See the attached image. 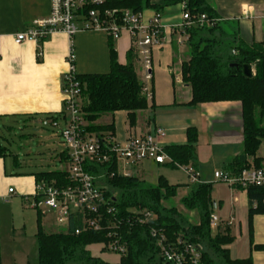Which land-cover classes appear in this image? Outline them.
<instances>
[{
  "label": "trees",
  "instance_id": "1",
  "mask_svg": "<svg viewBox=\"0 0 264 264\" xmlns=\"http://www.w3.org/2000/svg\"><path fill=\"white\" fill-rule=\"evenodd\" d=\"M187 5L190 16L198 18L204 15L207 23L186 28L189 60L181 66L182 82L192 88V98L188 105L215 103H239L243 118V152L223 168V172L238 177L242 171L251 167L259 169L264 163L257 157L264 143V42L247 43L241 40L235 30L220 18L213 0H109L100 10H126L135 13L153 10L157 13L166 8ZM95 8V9H97ZM94 9V7H93ZM110 72L100 75H78L74 77L80 83L84 131L100 134L102 137L115 138L114 124L103 125L97 122L103 115L116 112L127 113L129 126L137 124V114L154 108L153 89L151 98L144 93V84L135 73L137 57L130 48L122 65L114 41L110 39ZM234 51V54L232 53ZM251 65L255 75L247 79L242 71L243 65ZM60 115H47V121H56ZM35 115L23 118L30 122ZM21 119V117H19ZM7 131L12 128L7 127ZM187 143L164 148L169 160L187 170L189 167L198 172L197 143L199 132L195 127H188ZM9 154L8 147L0 140V159ZM59 162L68 164L69 155L65 150L59 153ZM13 165H18L14 157ZM115 161L107 163L88 162L85 170L98 179L110 205L116 213L107 216L99 231H87L75 234L81 222L71 224L66 232L46 233L42 228V213L37 216L38 264H114L103 262L96 257L80 256L86 247L93 244L106 246L118 241L127 247L126 254H121L116 264H172L165 260L163 246L185 251L194 246L199 252L196 264H254L252 258L232 259L227 248L234 241L230 229L224 227L213 235L210 223L213 216V187L208 183L192 184L187 197L181 199L186 211L199 216L198 223H191L179 214L177 208H167L164 201L176 198L180 185H171L161 176L156 185L140 180L136 176H122ZM36 185L42 182L56 184L58 187L69 184L65 170L33 173ZM238 189H241L237 187ZM242 190V189H241ZM118 192L116 196L114 192ZM249 200V226L256 215L264 214V187L250 186L247 189ZM38 201L37 196L33 197ZM151 212L155 219L148 223L141 222L143 212ZM108 219L116 224H109ZM161 235L165 240L161 242ZM105 248V247H104ZM259 251L263 246H255ZM105 251L108 248L104 249ZM214 255V256H213ZM214 258H213V257ZM217 259V260H216Z\"/></svg>",
  "mask_w": 264,
  "mask_h": 264
},
{
  "label": "crops",
  "instance_id": "2",
  "mask_svg": "<svg viewBox=\"0 0 264 264\" xmlns=\"http://www.w3.org/2000/svg\"><path fill=\"white\" fill-rule=\"evenodd\" d=\"M161 1L152 0L153 3ZM213 5L220 18L228 22V27L234 29L241 40L251 44L264 42V0H213ZM51 10V0H0V125L32 115L36 117L31 121L47 123V115L62 114L63 75L68 71L66 60L72 50L78 75L110 72V39L100 31L79 33L72 38L55 33L40 44L33 41L20 45L15 43L16 34L27 31L36 20L49 17ZM180 13L179 5L166 8L159 14L165 25L170 26L180 22ZM154 14L153 10L143 11L146 18ZM166 31L164 46L153 50V79L147 85L153 89L155 107L138 113L134 127L129 126L125 112L108 115L103 125L114 124L115 138L119 141H124L130 135H145L161 127L167 132L161 140L163 147L185 145L187 128L195 127L200 132L197 143L199 181L213 185L215 173L223 171L244 150L242 107L234 102L188 105L192 88L182 82L181 73L182 64L189 60L187 37L179 31ZM114 47L118 61L126 65V56L131 47L130 36L127 34L114 41ZM139 72L143 75L142 62L138 66L135 63V73L143 83V76H139ZM205 134L209 138L207 146L201 144ZM163 168L175 170L178 166L169 162L159 166L146 161L135 166L132 175L152 185H156L161 176L171 185H179L169 181ZM11 185L25 199H32L35 195L36 179L33 176L8 178L5 158H2L0 200L8 198V190L13 189ZM212 201L215 210L220 209L215 215L219 221L213 230L214 235L227 227L234 238L227 247L230 257L234 260L252 258L254 264H264V250L254 248L264 245V214L256 215L250 228L247 192L229 186L228 195L219 196V199L212 196ZM191 213L199 220L195 212ZM44 216L42 214V220ZM44 227L42 223L45 231Z\"/></svg>",
  "mask_w": 264,
  "mask_h": 264
},
{
  "label": "built area",
  "instance_id": "3",
  "mask_svg": "<svg viewBox=\"0 0 264 264\" xmlns=\"http://www.w3.org/2000/svg\"><path fill=\"white\" fill-rule=\"evenodd\" d=\"M109 0H51V14L49 17L36 20L27 31L15 35V43L20 45L27 41L40 44L55 33L66 34L69 38L84 32H103L112 41L121 39L124 35L130 36V48L134 50L137 60L142 62L144 93L151 98V88L147 87L152 82V53L156 47L164 46L168 31H179L187 37L186 28L202 26L207 23L204 15L194 18L189 15L186 3L180 5V22L170 26L165 25L163 17L157 12L146 18L143 12L135 13L126 10H100L97 7L105 5ZM94 7V9H93ZM97 8V9H95ZM186 39V42H187ZM182 43V40H179ZM234 54V51L232 52ZM75 55L73 50L67 57L68 71L63 75L62 82L64 110L56 121L50 124L60 130L65 149L69 155V184L58 187L56 184L42 182L36 185L35 195L38 201H33L32 207H48L56 216L59 227L66 232L72 222H81L74 233L80 234L87 231H99L105 218L116 213V208L110 205L105 191L98 179L85 170L88 162L107 163L115 161L118 173L122 176L129 175L128 169L146 161L157 165H164L169 160L161 145V140L167 132L159 127L151 133L130 135L124 141L116 138L102 137L100 134L85 132L86 122L83 119L81 105V87L75 79ZM62 123V124H61ZM192 184L200 183L199 173L189 167L185 170ZM215 181L227 183L231 187H239L247 192L248 187H264V165L259 169L251 167L234 177L223 171H218L214 176ZM8 194H14L13 189ZM141 222L148 223L154 220V215L147 211L141 215ZM218 217L213 215L210 223L211 230L216 229ZM109 224H116L108 219ZM161 242L165 236L161 235ZM105 248H110L119 254H126L127 247L118 241L109 242ZM162 253L165 260L172 264H196L199 252L194 246H188L185 251L178 248L163 246Z\"/></svg>",
  "mask_w": 264,
  "mask_h": 264
},
{
  "label": "rangeland",
  "instance_id": "4",
  "mask_svg": "<svg viewBox=\"0 0 264 264\" xmlns=\"http://www.w3.org/2000/svg\"><path fill=\"white\" fill-rule=\"evenodd\" d=\"M135 63L138 66L141 64V61L139 63L136 61ZM252 70L254 71L253 67ZM138 71H140V68ZM138 75L143 76L140 72ZM107 116H101V119L97 123H105ZM7 127L12 128V130L8 132ZM0 140L9 149V154L5 158L6 176L8 178L13 179L18 176L31 177L33 173L69 170V164L59 162V153L66 149L63 138L60 135V130L54 128L50 124V121L47 123L39 121L25 122L17 119L11 121L9 124L2 123L0 125ZM207 143H209V138L205 134L201 144L207 146ZM257 156L264 157V143L260 147ZM14 157L18 161L19 166L17 167L13 165ZM168 162L172 163L171 161ZM134 167L128 169L129 175H132L135 171ZM163 169L166 171L165 174H167L171 183L180 185L176 198L163 202L165 207H175L179 214L188 218L192 224L198 223V218L193 216L191 212L186 211L181 202V199L187 197L193 188L188 173L179 166L175 170L170 168ZM10 187L13 188L16 194H8L7 199L0 200L1 264H38L39 250L37 237L35 236L37 232L38 212L40 211L45 215V219L42 220V217L41 221L44 223V229L47 234L62 233L64 228L58 226L57 221H55V214L48 207L46 208L42 205L38 211L32 207L33 198L25 199L14 186L11 185ZM212 187L214 199L215 197L219 199V196H226L229 193V185L227 183L215 181ZM114 194L117 196L118 192L115 191ZM219 211L214 210L213 214L217 215ZM214 232L213 235L215 234ZM104 247L101 244H93L86 247L85 252H80L79 255L83 257L85 255L89 257L93 256L103 262L119 263L121 254L112 251L110 248L105 251ZM80 262L78 261V264H83Z\"/></svg>",
  "mask_w": 264,
  "mask_h": 264
},
{
  "label": "water",
  "instance_id": "5",
  "mask_svg": "<svg viewBox=\"0 0 264 264\" xmlns=\"http://www.w3.org/2000/svg\"><path fill=\"white\" fill-rule=\"evenodd\" d=\"M242 71L247 79H250L255 75L251 65H243Z\"/></svg>",
  "mask_w": 264,
  "mask_h": 264
}]
</instances>
